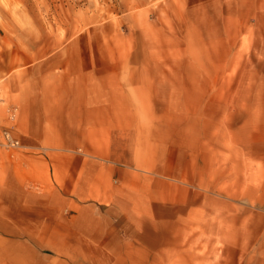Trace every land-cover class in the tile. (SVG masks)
<instances>
[{"label": "crops", "instance_id": "1", "mask_svg": "<svg viewBox=\"0 0 264 264\" xmlns=\"http://www.w3.org/2000/svg\"><path fill=\"white\" fill-rule=\"evenodd\" d=\"M88 45L26 44L37 57L17 89L24 148L0 165V264H240L238 252L188 248L209 225L224 232L227 206L239 229L240 196L194 182L210 166L208 149L191 148L203 132L175 120L186 75L91 58Z\"/></svg>", "mask_w": 264, "mask_h": 264}, {"label": "rangeland", "instance_id": "2", "mask_svg": "<svg viewBox=\"0 0 264 264\" xmlns=\"http://www.w3.org/2000/svg\"><path fill=\"white\" fill-rule=\"evenodd\" d=\"M30 42L92 44L96 49L81 50L91 58L139 56L160 63V73H184L188 81L174 83L185 95L177 98L175 120L196 136L202 131L191 148L209 153V178L194 182L225 189L226 202L240 196L239 229L231 232L227 206L218 220L224 232L212 234L218 227L209 225L188 248L238 252L240 264H264V0H0V92L7 103L0 124L7 105L19 107L27 59L37 57L25 48ZM61 52L68 58L74 51ZM20 121L21 109L22 142ZM180 238L185 248L188 238Z\"/></svg>", "mask_w": 264, "mask_h": 264}, {"label": "built area", "instance_id": "3", "mask_svg": "<svg viewBox=\"0 0 264 264\" xmlns=\"http://www.w3.org/2000/svg\"><path fill=\"white\" fill-rule=\"evenodd\" d=\"M0 92V106L6 105ZM5 124H0V165L5 158L15 159L17 153L24 148L16 134V127L20 116V108L10 104L6 106Z\"/></svg>", "mask_w": 264, "mask_h": 264}]
</instances>
